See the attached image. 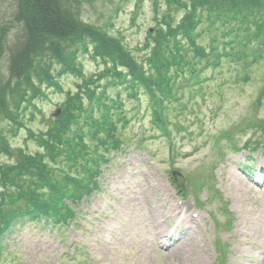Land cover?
<instances>
[{"label": "rangeland", "instance_id": "1", "mask_svg": "<svg viewBox=\"0 0 264 264\" xmlns=\"http://www.w3.org/2000/svg\"><path fill=\"white\" fill-rule=\"evenodd\" d=\"M61 1L78 19L76 41L83 37L88 47L84 51L78 42L73 46L79 49L76 61L82 75L61 73L55 62L51 74L61 88L35 83L43 94L34 100L36 109L22 104L21 124L16 127L9 116L24 85L10 77V54L25 34L14 20L18 0H0V23L6 33L0 49V136L11 147L9 155L0 153V165L3 169L12 166L18 150L42 151L31 135L38 137L50 127L56 119L54 112L68 94L81 92L84 108L96 117L105 116L100 102L111 106L120 95L123 114L130 122L117 128L121 151L98 154L109 157L110 162L100 161V189L79 204L75 220L54 228L44 226V220L12 226L1 239L4 253L0 264H264V175L259 177L257 170L251 176L244 170V166L264 167V57L252 59L247 54L245 63L222 59L219 68L203 70L202 89L188 93L186 87L182 103L172 104L166 111L169 141L150 122L147 95L135 100L128 97V83L119 84L109 76L94 79L106 65L93 55L94 45H100L98 51L102 46L92 42L90 34L98 33L105 45L117 41L116 48L121 46L142 61V54L149 51H144L145 44L152 42L149 35L159 29L156 17L161 20L170 15L176 27L182 23L185 9L168 10L165 0ZM211 9L210 15L204 11L202 19H197L191 35L195 36L194 49L201 47L206 52L203 58L211 56L208 48L222 50L223 41L236 38H224L228 27L216 21L217 4ZM178 40L180 47L174 46L181 53L196 52L183 44L182 37ZM256 45L253 40L247 51ZM233 47L243 49L237 43ZM88 89L96 90L92 101L86 97ZM184 104L187 108H180ZM141 138L144 141L138 149ZM84 142L92 145L89 138ZM169 142L174 146L169 147ZM100 145L95 141V148ZM246 146L259 149L249 153ZM220 152L227 155L222 161ZM173 171L185 178L181 191L171 182ZM2 185L0 179V195ZM176 206L181 209L176 211ZM178 230L182 234L176 239Z\"/></svg>", "mask_w": 264, "mask_h": 264}, {"label": "trees", "instance_id": "2", "mask_svg": "<svg viewBox=\"0 0 264 264\" xmlns=\"http://www.w3.org/2000/svg\"><path fill=\"white\" fill-rule=\"evenodd\" d=\"M165 1L168 10L173 7L185 9L183 21L174 27L170 15H162L161 20L156 17L159 29L156 27L149 35L152 42L148 41L144 48V51H149L144 52L142 47L139 49L144 52L142 61L123 47L116 48L119 45L117 41L116 45H105L98 33L90 34L92 42H98L102 46L98 51L100 45L97 48L94 45L93 55L106 65L105 71L97 79L109 76L120 84L128 83L127 88L134 99H138L141 92L148 93L154 105L151 123L161 131L167 116L157 105L161 106L169 97L178 98L177 82L185 71H189L191 77L196 75L201 56L204 55L201 48L194 49L195 36H191L199 23L197 19H202L204 11L210 15L213 12L211 7L217 4L219 9L216 21L229 27L226 36L234 35L243 44L240 46L242 50H235L231 47V42L228 43L230 47L224 43L231 51L228 59L245 63L247 54L254 58L264 57V0H183L188 1V4L182 0ZM15 16L14 20L22 25L25 34L21 43L15 42L10 54V77L14 76L24 85L9 116L10 124L17 127L21 124L19 111L22 104L26 109L30 106L36 109L34 100L43 94L41 87H37L35 83L61 88L51 74L55 62L60 64L61 73L68 71L82 75L76 61L79 49L73 46L78 42L84 45V51L88 47L83 42V37L81 41H76L78 19L67 10L61 0H18ZM4 32L0 23V49L6 40ZM178 36L182 37L186 47L196 52L188 49L187 55H184L179 48H175L174 45H181ZM253 40L257 43V48L248 52L247 48ZM91 83L88 84L93 86V82ZM195 85L197 84H192L191 88ZM95 93L96 90L88 89L86 97L92 101ZM120 100H117L120 105L118 110L122 106ZM99 105L103 109L108 106L104 102ZM84 107L81 92L68 94L59 117L52 120L50 127L38 137L35 133L31 135L33 139H37L42 151L31 154L18 150V159L12 166L3 169L0 165V179L4 188L0 195V239L12 225L26 217L32 220L44 218L53 224L67 223L74 216L76 200L88 194V190L92 188L94 174L105 158L98 154L108 153L111 148H120L117 127L119 124L126 125L128 117L121 111L116 115L113 112L105 117H96ZM17 108V114H13ZM85 138H89L92 145L88 147L84 142ZM95 141L97 145L101 144L97 148L94 147ZM105 146L110 147L105 150ZM9 148V143L0 136V153L7 155ZM3 251L4 248L0 245V262Z\"/></svg>", "mask_w": 264, "mask_h": 264}, {"label": "water", "instance_id": "3", "mask_svg": "<svg viewBox=\"0 0 264 264\" xmlns=\"http://www.w3.org/2000/svg\"><path fill=\"white\" fill-rule=\"evenodd\" d=\"M58 112H59V110H57L56 111V113H55V116H57L58 115ZM176 176H177V182H178V185L179 186H182V178L178 175V174H176Z\"/></svg>", "mask_w": 264, "mask_h": 264}]
</instances>
